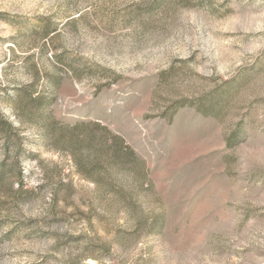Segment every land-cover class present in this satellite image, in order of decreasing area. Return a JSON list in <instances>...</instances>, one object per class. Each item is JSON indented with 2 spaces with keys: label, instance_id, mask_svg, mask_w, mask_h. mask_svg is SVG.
<instances>
[{
  "label": "rangeland",
  "instance_id": "1",
  "mask_svg": "<svg viewBox=\"0 0 264 264\" xmlns=\"http://www.w3.org/2000/svg\"><path fill=\"white\" fill-rule=\"evenodd\" d=\"M0 264H264V0H0Z\"/></svg>",
  "mask_w": 264,
  "mask_h": 264
},
{
  "label": "trees",
  "instance_id": "2",
  "mask_svg": "<svg viewBox=\"0 0 264 264\" xmlns=\"http://www.w3.org/2000/svg\"><path fill=\"white\" fill-rule=\"evenodd\" d=\"M38 100H40V99H38ZM51 102L49 101V102H47V105H49ZM2 130V132H3V134H5L6 136V144L9 146V144L10 143H12L13 145H15L16 147H17V161H16V163L17 164H20V162H21V160H20V154H21V151H22V146H21V144H20V142H17V141H15L14 140V135H13V131H15L16 132V136H19V133H18V131H17V129H15L14 127H13V124L10 122H5L4 121V127H2L1 128ZM114 138V140L116 141L117 139L119 140L120 139V137L119 136H114L113 137ZM18 140L19 141H21L22 140V138L21 137H19L18 138ZM132 154H133V152H131Z\"/></svg>",
  "mask_w": 264,
  "mask_h": 264
}]
</instances>
